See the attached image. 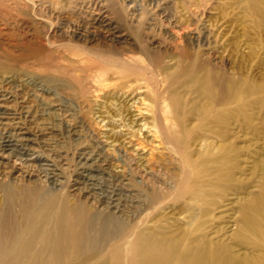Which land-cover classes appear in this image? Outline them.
Instances as JSON below:
<instances>
[{"label": "bare ground", "instance_id": "obj_1", "mask_svg": "<svg viewBox=\"0 0 264 264\" xmlns=\"http://www.w3.org/2000/svg\"><path fill=\"white\" fill-rule=\"evenodd\" d=\"M255 24L264 0H0V264H264V81L227 52L264 47ZM69 90L118 99L91 115L128 126L123 144L157 143L139 178L73 121Z\"/></svg>", "mask_w": 264, "mask_h": 264}, {"label": "rangeland", "instance_id": "obj_2", "mask_svg": "<svg viewBox=\"0 0 264 264\" xmlns=\"http://www.w3.org/2000/svg\"><path fill=\"white\" fill-rule=\"evenodd\" d=\"M100 3L101 2L99 1V4ZM220 9H218V11H220ZM94 12H97V8H94ZM96 24H98V25H95V23L94 24L91 23V25L93 26V28H96V30H100V32L105 31L106 28H104L103 26L98 27L101 24H99L97 22H96ZM253 27L254 26H252V25L250 26V29L252 30L251 33H253L254 30H255V32L258 31L257 34L260 33L259 34L260 37H264V28L262 26H259V24L258 25L255 24V27L256 28L254 27L255 28L254 29ZM113 28L110 29L111 32L112 31L113 32H115V31L116 32L123 31V32H127V33L131 34L130 28L127 25L122 24L120 22L114 23ZM155 30L157 32H156V34L154 33L155 34L154 35V38H156L158 40L160 38V36L158 34L161 33V32L158 29H155ZM46 32L47 33H50L51 30L48 29ZM259 35H258V37H259ZM75 39H76V41H78L79 43H82L84 45L86 44V45L104 47V41L102 39H100V38H98L97 40H93V41H91L90 39H84V38H75ZM164 47L165 46L163 45V48ZM261 48L258 47V51L257 52H256V50H257V48H256L254 51H252V53L251 52L246 53L245 51H242V49H239V51H237V50L234 49V47L228 48V50H227L228 54L231 53V54H229L230 59H231V63L229 64V66H230L229 69H231L234 72H236V74H238L240 77H244V78L247 77V78H250V79L255 80V81H264V47H261ZM250 53H251V55H250ZM69 92L71 93V95L68 96L69 97V105H70L71 108H73L72 109V112H74L73 113L74 115H72L71 118L79 126H81V129L83 131H85V132H83V131L82 132L86 136L90 135L88 138H91L92 137L91 139L94 140L95 142L101 143L103 146L106 145V147H103V150L104 149L107 150V151L104 150V153L107 154L111 158V161L113 162V165L115 164L114 166H117V167L120 166L121 167V165H122L123 167H121V168H127V169H129L130 167H134L135 168L138 165V163L141 162V161H143L144 159L146 160V162H151L149 165L152 164L153 157L158 152V150L156 148H154V146L155 147L157 146L156 145L157 143L155 141H150L149 140V137L147 138V136H140L142 134L145 135V132H143L142 134L138 135V130H137L134 133L135 135L132 138L134 140V137L135 136L138 137V138H135V140L133 141V142H136V143H133L131 141L130 143L127 142V143L123 144L124 140L122 141L123 138H121L122 137L121 136V132L128 131L130 129V128H128V126L123 131H120L118 133H115V136H114V134L113 135L110 134V131H108L109 128H110V126H114L116 123H117L116 125H118V121H116V122L114 120L111 121L112 118H113V116L115 115V113L116 112H120L121 110L122 111L124 110V107L121 106V104H119V106L117 105V102L119 103V101H117L118 99L117 100H114L115 98L112 99V97L111 98L110 97H107L106 98L105 95L103 93H101L99 95H96L97 96V97H95L96 100L95 101L93 100V102L91 104V101H83V100H80L79 98L77 99L76 94L73 91H70L69 90ZM70 96H72V97H70ZM109 98L112 99V100H110ZM106 100H108V101H106ZM109 101H111V102H109ZM94 102H96V103H94ZM106 102L108 103V105H107ZM99 104L102 105V109H101L102 110L101 111L102 114L105 115V116L106 115L107 116L109 115L108 117L106 116V118H107L106 120H108V118L111 119L109 122L108 121H106V122L104 121L105 122L104 123L103 121H101L102 123L101 122L99 123L98 120L101 119V117H97V118L93 117L94 115L92 113L97 110L96 107L100 106ZM93 109H94V111H93ZM103 109H104V111H103ZM116 114H119V113H116ZM67 138L70 140V142L68 140H66ZM110 139H114V142L116 141L111 146L110 145H107V144H109ZM145 139L146 140H149V143H147L148 141H145ZM64 141H66V142L68 141L69 142V143L68 142L67 143L65 142L64 147L66 149L71 148V150H70L71 153L76 152V149L78 147V141H75V140L72 141V139L69 138V137L64 138ZM75 142L77 143V145H76ZM131 143H133V145ZM126 144H128V145L131 144V145L130 146H127ZM75 147H76V149H75ZM133 147H134V149H133ZM137 147H138V149H137ZM118 150H120V151H118ZM155 150H157V151L155 152ZM140 152L143 153L142 155H144V158L137 159V158H139V157L142 156V155L141 156L139 155ZM120 153H121V155H120ZM112 154H113V156H112ZM118 155L120 156V159H119V156ZM145 155L146 156H149V158L151 159V161H149L150 159L148 157L145 158ZM72 156H73V154H72ZM73 159H72V162L71 163H74V160ZM147 159H148V161H147ZM138 160H139V162H138ZM130 161H131V164H130ZM139 168H141V167H139ZM139 168H135V170H134V173H135L134 176L135 177L134 178H139L138 177V172H137V169H139ZM101 180H102V182L105 183V181H103L104 178H102ZM109 180L111 181V184H110V181ZM109 180H107V183H109L110 185H115V183L117 181L114 178H111ZM65 183L66 182H62V185H65ZM122 194H123V197L122 198L126 200L127 206L130 207V208H132V209H134V207H132V206H134L137 202L135 203V201H133V198H131L133 196H130L126 192L125 193L123 192ZM122 194L120 193L119 196H121ZM124 194H125V196H124ZM131 199H132L134 205H133L132 201H130ZM139 203H140L139 205L141 207H145V205H144L145 204V201L144 200L139 201Z\"/></svg>", "mask_w": 264, "mask_h": 264}]
</instances>
